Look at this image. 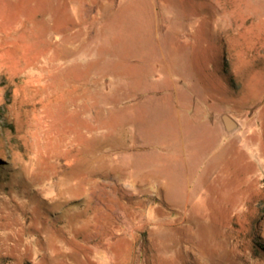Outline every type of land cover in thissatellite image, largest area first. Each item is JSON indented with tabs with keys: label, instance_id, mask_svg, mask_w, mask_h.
Here are the masks:
<instances>
[{
	"label": "rangeland",
	"instance_id": "rangeland-1",
	"mask_svg": "<svg viewBox=\"0 0 264 264\" xmlns=\"http://www.w3.org/2000/svg\"><path fill=\"white\" fill-rule=\"evenodd\" d=\"M0 264H264V0H0Z\"/></svg>",
	"mask_w": 264,
	"mask_h": 264
},
{
	"label": "water",
	"instance_id": "water-1",
	"mask_svg": "<svg viewBox=\"0 0 264 264\" xmlns=\"http://www.w3.org/2000/svg\"><path fill=\"white\" fill-rule=\"evenodd\" d=\"M222 120H223L227 130H231V129H233L235 127V122L228 115L224 114L222 116Z\"/></svg>",
	"mask_w": 264,
	"mask_h": 264
},
{
	"label": "crops",
	"instance_id": "crops-1",
	"mask_svg": "<svg viewBox=\"0 0 264 264\" xmlns=\"http://www.w3.org/2000/svg\"><path fill=\"white\" fill-rule=\"evenodd\" d=\"M127 248V247H126ZM128 249V248H127Z\"/></svg>",
	"mask_w": 264,
	"mask_h": 264
}]
</instances>
